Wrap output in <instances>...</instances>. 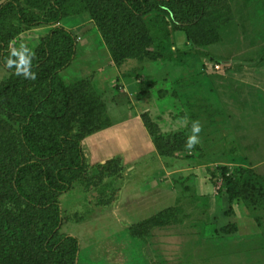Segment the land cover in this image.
Wrapping results in <instances>:
<instances>
[{"label": "rangeland", "instance_id": "obj_1", "mask_svg": "<svg viewBox=\"0 0 264 264\" xmlns=\"http://www.w3.org/2000/svg\"><path fill=\"white\" fill-rule=\"evenodd\" d=\"M16 1L40 15L52 7V0ZM203 2L205 18L223 24L213 41L152 7L140 20L153 35L148 48L161 58L120 63L109 44L117 51L137 43L126 4L66 2L60 25L76 45L60 75L70 109L47 124L82 139L85 165L57 195L61 232L79 240L77 264H264V0ZM51 27L10 31L9 46L34 47ZM20 76L0 59V84ZM194 122L199 142L189 150ZM22 123L0 111V264H20L19 252L24 264H59V249L35 244L50 210L11 190L14 168L35 159L22 144ZM156 146L173 155H159ZM229 175L240 183L233 199Z\"/></svg>", "mask_w": 264, "mask_h": 264}, {"label": "trees", "instance_id": "obj_2", "mask_svg": "<svg viewBox=\"0 0 264 264\" xmlns=\"http://www.w3.org/2000/svg\"><path fill=\"white\" fill-rule=\"evenodd\" d=\"M122 1L134 15L132 20L137 31V43L117 51L109 44L117 63L129 58H161L158 52L148 48L153 35L140 20L152 7L164 10L173 25L200 31L203 37L212 41L218 37L219 28L223 25L217 17L210 20L205 18L203 0ZM66 2L67 0H52V7L43 15L24 8L16 0H5L0 5V59L7 70L21 74L14 81L0 84V111L23 118L20 126L21 141L25 149L35 157L34 160L22 162L14 168L11 182L13 194L28 206L50 210L49 219L37 228L36 247L49 253L59 249V264H77L79 240L61 232L62 215L57 195L70 190L73 171L85 165L82 139L47 124L64 118L70 109L68 87L60 75L71 64L76 45L71 31L60 25L65 18ZM45 25L52 27L36 46L21 50H14L9 46L10 31L17 35L24 29ZM10 60L11 64L8 63ZM28 73H34L35 79L28 78ZM29 82H36L34 88L30 92L21 93L20 89ZM156 151L161 156L173 155V151L167 147L156 146ZM58 156H62L59 165L49 167L47 163ZM226 180L230 184L227 192L230 199H233L235 196L232 189L240 188L239 180L231 175ZM3 187L4 182L0 181V195ZM169 210L171 208L166 209ZM18 242L21 243L20 238ZM2 244L0 238V248ZM22 256L19 252L20 264H24ZM35 263L37 259L33 264Z\"/></svg>", "mask_w": 264, "mask_h": 264}, {"label": "clouds", "instance_id": "obj_3", "mask_svg": "<svg viewBox=\"0 0 264 264\" xmlns=\"http://www.w3.org/2000/svg\"><path fill=\"white\" fill-rule=\"evenodd\" d=\"M9 64L12 63V61L10 60L8 62ZM28 78L31 79H35V74L34 73H28ZM200 125L198 122H194L193 126H192V135L188 136L186 139V143H185V147L189 150H191L198 142V136L196 134H198L200 132Z\"/></svg>", "mask_w": 264, "mask_h": 264}, {"label": "crops", "instance_id": "obj_4", "mask_svg": "<svg viewBox=\"0 0 264 264\" xmlns=\"http://www.w3.org/2000/svg\"><path fill=\"white\" fill-rule=\"evenodd\" d=\"M118 136H120V135H115V136H110V138L108 139L109 141H107V142H113V141H117V139L119 138Z\"/></svg>", "mask_w": 264, "mask_h": 264}]
</instances>
